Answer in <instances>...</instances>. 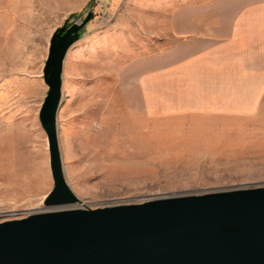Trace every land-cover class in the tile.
Here are the masks:
<instances>
[{
	"label": "rangeland",
	"instance_id": "rangeland-1",
	"mask_svg": "<svg viewBox=\"0 0 264 264\" xmlns=\"http://www.w3.org/2000/svg\"><path fill=\"white\" fill-rule=\"evenodd\" d=\"M89 13L58 115L75 208L264 187V0H0V223L50 210L44 68Z\"/></svg>",
	"mask_w": 264,
	"mask_h": 264
},
{
	"label": "water",
	"instance_id": "water-1",
	"mask_svg": "<svg viewBox=\"0 0 264 264\" xmlns=\"http://www.w3.org/2000/svg\"><path fill=\"white\" fill-rule=\"evenodd\" d=\"M58 29L44 68L40 111L54 189L50 210L0 223V264H264V187L78 209L59 143L64 64L93 19Z\"/></svg>",
	"mask_w": 264,
	"mask_h": 264
},
{
	"label": "trees",
	"instance_id": "trees-1",
	"mask_svg": "<svg viewBox=\"0 0 264 264\" xmlns=\"http://www.w3.org/2000/svg\"><path fill=\"white\" fill-rule=\"evenodd\" d=\"M89 6H91V3L89 4Z\"/></svg>",
	"mask_w": 264,
	"mask_h": 264
}]
</instances>
